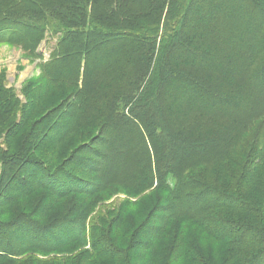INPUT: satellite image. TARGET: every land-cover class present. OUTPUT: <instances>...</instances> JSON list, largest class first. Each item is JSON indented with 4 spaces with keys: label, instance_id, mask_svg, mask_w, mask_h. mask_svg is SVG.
<instances>
[{
    "label": "trees",
    "instance_id": "16d2710c",
    "mask_svg": "<svg viewBox=\"0 0 264 264\" xmlns=\"http://www.w3.org/2000/svg\"><path fill=\"white\" fill-rule=\"evenodd\" d=\"M25 1L0 20V38L37 48L51 26L60 34L43 65L45 75L53 83L73 82L79 88L75 100L65 98L46 115L43 133H35L43 142L37 143L60 142L94 126L102 134L95 156L85 160L92 167L88 180L75 176L74 186L52 183L53 175L39 174L43 168L35 158L28 171L32 181L18 192L34 187L32 195L46 186L63 199L70 193L92 196L115 183L138 192L165 188L175 202L153 211L157 224L141 233L155 238L141 242L138 250L144 256L127 254V264H171L176 252L180 264H264V207L254 195L264 194V151L254 166L250 156L236 172L225 166L229 153L264 119V0ZM147 79L154 93L136 99L132 116L119 112L120 101L131 100ZM222 160L229 182L215 187L212 202L198 198L196 204L188 192L193 187L184 183L186 172ZM165 169L181 181L177 190L165 184ZM18 192L5 196L10 205L4 212L15 211V218L21 215ZM69 218V226L58 230V224L38 228L32 220L28 226L10 221L5 227L0 221V259L9 250L12 255L26 252L11 248L13 236L22 249L38 239L35 246L43 252L74 243L84 236L85 223ZM182 218L189 223L185 239L180 246L176 241L171 248L163 245L166 227ZM199 235L212 242L209 237H215L218 252L198 241ZM120 253L116 246L100 248L88 263L119 264Z\"/></svg>",
    "mask_w": 264,
    "mask_h": 264
},
{
    "label": "rangeland",
    "instance_id": "374dc122",
    "mask_svg": "<svg viewBox=\"0 0 264 264\" xmlns=\"http://www.w3.org/2000/svg\"><path fill=\"white\" fill-rule=\"evenodd\" d=\"M25 5V0H0V20L12 10L18 12L16 9H21ZM59 34L51 26H48L45 36L37 48L27 46L24 41H19L16 38H11L9 41H2L0 38V202H3L2 199L5 200V205L0 207V221L3 226L10 221L16 222L13 223L15 226H28V222L32 220L38 228H50V226L58 224L55 227V230H58L61 227L69 226L71 222L65 221H68L66 219L70 216L71 220L79 222L82 220L85 223L81 226H84V236L54 252L39 250L34 242L38 239L34 237L33 241H29L28 246L22 249L23 245H18L17 239L10 236L12 239L11 248L26 250V252L21 255H12L14 253L9 250L7 255H2L4 258L0 259V263L18 264L26 261V264H86L89 260L95 259V257L87 258L95 250L116 246V249L120 248L123 251L117 255V262L122 264L121 258H124L127 264V261L130 260L127 254L135 256L138 253L139 256H144L142 249L138 250L141 242L155 238V235L141 233V230H149V228H153L154 224H157L159 218L157 214H152L153 211L157 206L162 208L163 205L175 202L167 189H155L154 187V190L138 192L130 187L115 183L92 196L83 193H70L63 199L52 193L50 188H45L46 186L38 189L32 195H29V192L34 187L24 190L23 193L18 192L23 190V184H29L32 181L28 178V171L31 169L29 166H34L35 158L43 168L39 174L53 175L52 183L63 180L74 186L75 176L78 179L88 180V177L92 176L90 173L92 167H89V162L85 160L87 157H94V149L100 148L98 142L102 130L99 126L77 129L60 142L37 143L41 137L35 133H43L44 127L41 126L46 115H49L50 111L65 98L69 101L75 100L79 90L73 82L53 83L45 75L43 65L51 59L58 43ZM16 35L23 36L20 31ZM2 36L4 35L1 34ZM156 45L158 47L159 43ZM144 88L147 89L144 90ZM153 93V83L148 79L145 80L139 92L132 96L134 98L120 101L119 112L126 116H132L136 99L141 95L149 96ZM13 126L16 127L15 131H12ZM158 131L160 134H164L161 126ZM41 142L43 141L41 140ZM167 142L170 145V141L167 140ZM175 151L177 150L173 152ZM263 151L264 119L256 122L240 146L229 153L225 166L229 169L233 168L236 172L243 167L249 156L254 166L259 162L260 154ZM13 156H16L15 165L12 161ZM222 162L223 160L209 165H198L186 172L184 183L193 187L188 192L193 193V200L196 204L204 200L212 202L217 198L214 194L217 189L215 187H220V184L225 180L229 182V178L221 166ZM50 170L56 172L51 173ZM164 174L166 175L165 184L177 190L181 181L168 175L167 169L164 170ZM207 188L208 191L205 194L204 190ZM209 189L212 190L209 191ZM14 192L20 193L18 196V211H21L19 218H15L17 216L15 211L4 212L10 205L9 198L16 194ZM6 195L9 198H5ZM254 195L259 199L256 201L257 204L264 207L262 190ZM189 199L187 200L189 201ZM200 216L202 215L200 214ZM222 217L236 219V216L229 213H222ZM258 217L261 219V216ZM186 221L182 218L167 226L162 244L171 248L176 241V244L180 246L189 231L187 229L189 223ZM261 224L264 225V222ZM200 235L198 241L199 239L202 241L204 238ZM209 238L216 243L215 237ZM209 240H203V242L207 241L209 249L218 252V246ZM128 246L132 248L130 252L127 251ZM176 254L177 252L173 254L171 264H180L176 260ZM182 264L188 263L183 262Z\"/></svg>",
    "mask_w": 264,
    "mask_h": 264
}]
</instances>
